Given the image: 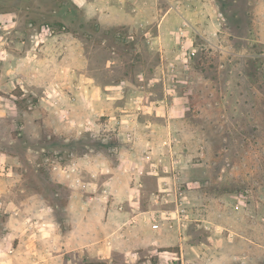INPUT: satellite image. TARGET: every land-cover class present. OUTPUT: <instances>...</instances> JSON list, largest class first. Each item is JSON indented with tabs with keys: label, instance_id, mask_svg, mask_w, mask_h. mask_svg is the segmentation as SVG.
<instances>
[{
	"label": "rangeland",
	"instance_id": "1",
	"mask_svg": "<svg viewBox=\"0 0 264 264\" xmlns=\"http://www.w3.org/2000/svg\"><path fill=\"white\" fill-rule=\"evenodd\" d=\"M0 164V264H74L131 227L90 195L175 181L189 224L137 264H264V0H0Z\"/></svg>",
	"mask_w": 264,
	"mask_h": 264
},
{
	"label": "crops",
	"instance_id": "2",
	"mask_svg": "<svg viewBox=\"0 0 264 264\" xmlns=\"http://www.w3.org/2000/svg\"><path fill=\"white\" fill-rule=\"evenodd\" d=\"M106 3L109 1L111 3L118 2L121 0H103ZM135 1V0H133ZM139 0H137L138 2ZM135 12L139 13V9L132 6ZM151 9H154L151 7ZM153 12V11H152ZM151 174V172H150ZM152 175V174H151ZM139 180V187L143 186V182ZM87 184H97L95 181L92 182H85V185ZM103 184H107V181H105ZM102 185V184H101ZM114 185V183H113ZM88 187V186H87ZM153 195V193H152ZM151 197V196H150ZM94 204V205H93ZM95 204H99L104 210L106 211L109 208V211L115 209V213L117 215L112 218L113 221L117 223L116 219H122L126 218L127 223L131 227L125 229L124 232L118 233L116 236L112 235H106L102 236L98 239L93 238V234H91V238L88 242L83 244V248L79 249H71L69 250L64 256H67L72 259H68V261H71L75 264L76 258L80 255H83L84 261L87 260L86 258L89 257L91 260L99 261V263H93V264H137L140 257H142L145 254L153 253L155 249V244L157 242V236L154 232V229L152 227L151 221L154 217V214L152 213V207L151 203L147 202V207L142 209L133 208L131 205H121L122 203L117 204L121 205L122 207L121 211L116 210L115 206L111 204L109 207L110 202H108L106 196L104 193L99 192L96 196L90 195L89 199L86 200L84 203V209L88 210V208H94ZM116 204V202H114ZM125 206V207H124ZM104 211V213H105ZM89 217H94L96 214L92 211L89 214H87ZM123 224V223H122ZM124 225V224H123ZM128 242L127 246L119 245V242ZM133 242V245L131 243ZM114 257L117 258V260H114Z\"/></svg>",
	"mask_w": 264,
	"mask_h": 264
},
{
	"label": "built area",
	"instance_id": "3",
	"mask_svg": "<svg viewBox=\"0 0 264 264\" xmlns=\"http://www.w3.org/2000/svg\"><path fill=\"white\" fill-rule=\"evenodd\" d=\"M47 31L53 32L51 28H46ZM150 158L151 156H147ZM5 166L0 164V169L5 170ZM153 176H160L158 167H154L151 170ZM179 175V172L175 173ZM176 177V176H175ZM189 187H185L182 184H178L177 181L173 185H169L168 182L164 184H158L157 191L154 193V205H158L153 211L159 214H154L151 221L152 227L155 230L164 228L166 231L182 236L184 230L189 224V212L188 206L190 202ZM122 209V207H120ZM160 217V218H159Z\"/></svg>",
	"mask_w": 264,
	"mask_h": 264
}]
</instances>
